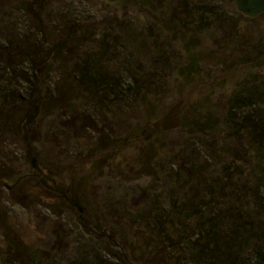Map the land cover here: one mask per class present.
Here are the masks:
<instances>
[{"label":"rangeland","instance_id":"1","mask_svg":"<svg viewBox=\"0 0 264 264\" xmlns=\"http://www.w3.org/2000/svg\"><path fill=\"white\" fill-rule=\"evenodd\" d=\"M36 1L0 0V264H256L255 244L215 220L241 196L239 213L264 206L247 148L264 123V14L235 0ZM180 103V128L162 131ZM237 177L250 179L238 194ZM14 237L39 260L17 257ZM200 240L218 259L199 258Z\"/></svg>","mask_w":264,"mask_h":264},{"label":"trees","instance_id":"2","mask_svg":"<svg viewBox=\"0 0 264 264\" xmlns=\"http://www.w3.org/2000/svg\"><path fill=\"white\" fill-rule=\"evenodd\" d=\"M169 29L174 26L175 22L172 20L170 22ZM126 37L130 39L129 37L134 40V34L129 33V31L126 33ZM131 39V40H132ZM130 40V45L132 47H139V42L137 41L135 43ZM20 55L26 56V61H29L31 64H34V60L31 56L30 48L29 47H20L19 48ZM34 68V65L32 66ZM260 100L264 104V90L260 94ZM31 105H33L34 101H29ZM34 107L32 108L31 112H33ZM5 121V120H3ZM250 130L247 129L250 134L248 137V145L247 148L251 150L252 155L257 161V173L259 174V177L264 182V123L255 124L251 123L249 126ZM198 174V173H196ZM256 175V174H255ZM257 176V175H256ZM249 180L247 179L242 187H240V183H242L241 177L238 179H231L230 184L228 188L231 191H235V193H239L240 189L248 188ZM240 187V188H239ZM241 190V191H242ZM251 190V189H247ZM198 189L196 188V192L194 194V197L198 194ZM189 194V192H188ZM246 196V195H245ZM245 196H241V198L238 197L235 204L233 205L230 214H226L223 216L218 217L215 221H220L225 223H230L232 227H229V230L234 234V238L241 237L246 243H253L255 244V249L253 252V259L255 260L256 264H264V220L261 218L262 214L264 215V206L263 204L258 206V209L256 212H250L244 209L242 212H238L239 202H241L242 206L245 208ZM189 199L187 198L185 201V204L188 205ZM208 236V235H207ZM208 238V237H207ZM212 239V235L210 236ZM258 240V242H255V240ZM218 241V240H217ZM200 241H197L194 243L196 251L199 252V258H204L206 256L205 260L207 261H213L215 259H218V256L221 255V249L220 247H209V243L205 242L203 245ZM193 244V243H192ZM10 246H12L13 251L16 252V256L20 257L22 254L26 255L29 258H32V260H39V253L35 250H32L30 248H25L21 246V243L19 239L14 237L11 240V243H9ZM237 249H240L239 246H236ZM11 248V249H12ZM236 263V262H235ZM212 264V263H211Z\"/></svg>","mask_w":264,"mask_h":264},{"label":"water","instance_id":"3","mask_svg":"<svg viewBox=\"0 0 264 264\" xmlns=\"http://www.w3.org/2000/svg\"><path fill=\"white\" fill-rule=\"evenodd\" d=\"M43 0H37L36 5H38ZM235 5L239 13H241L244 17L254 19L264 14V0H235ZM181 108V103L172 108L162 119L160 122V128L164 132L174 131L181 126V119L177 116ZM37 108L34 107V113H36ZM34 118L31 117L30 120ZM150 139V135H148L147 139ZM27 162L30 164V167L33 171L36 172L35 176L40 179L42 185H44L47 189L58 193L63 196L65 201L77 209V211L82 214L84 209L82 205H80L78 199L73 196H69L66 187L63 185H58L54 178L49 175H45L40 168V163L37 158L31 156L27 158ZM52 184L51 186L48 184ZM10 189V188H9Z\"/></svg>","mask_w":264,"mask_h":264},{"label":"flooded vegetation","instance_id":"4","mask_svg":"<svg viewBox=\"0 0 264 264\" xmlns=\"http://www.w3.org/2000/svg\"><path fill=\"white\" fill-rule=\"evenodd\" d=\"M43 1H44V0H43ZM43 1H41L39 4H41ZM39 4H38V5H39Z\"/></svg>","mask_w":264,"mask_h":264}]
</instances>
